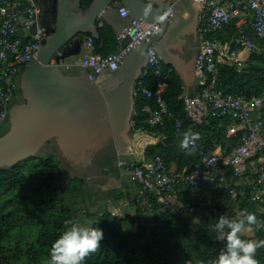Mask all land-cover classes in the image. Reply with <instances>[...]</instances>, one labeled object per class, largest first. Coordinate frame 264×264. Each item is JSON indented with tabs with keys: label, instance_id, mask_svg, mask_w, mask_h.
Here are the masks:
<instances>
[{
	"label": "trees",
	"instance_id": "16d2710c",
	"mask_svg": "<svg viewBox=\"0 0 264 264\" xmlns=\"http://www.w3.org/2000/svg\"><path fill=\"white\" fill-rule=\"evenodd\" d=\"M90 3L91 0H82L83 7ZM235 23L236 20L231 21L211 39L226 41L238 37L241 32L252 33L248 24L238 28ZM99 34L98 39L93 37L94 52L103 55L115 52L118 43L110 26H99ZM254 40L264 45V38L254 37ZM169 68L164 65L167 84L164 99L181 125L176 127L173 120H166L162 126H149L146 108L155 109L157 103L154 97H147L140 90L135 95L132 133L146 130L164 135L163 140L146 148L145 157L157 155L169 169L175 164L177 172L188 173L199 164L195 154L179 148L185 130L198 132L197 141L207 152L219 145L224 149V139L232 145L238 144L240 135L227 136L231 122L228 117L206 118L201 124L192 125L180 100L181 80L172 69L168 72ZM219 75L221 88L226 93L264 96V57L261 55L251 54L241 72L233 66L220 64ZM140 80L142 86L153 93L156 91L159 80L152 74ZM15 92L16 89L14 96ZM67 175L62 160H57L54 153L28 157L12 167L0 169V264H48L52 241L68 226L66 221L83 223L82 214L92 222L88 227H99L103 231L101 244L83 259L82 264H212L225 243V240L219 241L218 232L209 227L218 217L213 207L219 211L239 209L242 214L254 213L262 226H252L255 230L252 237L239 235L242 239L264 240V210L252 201L250 184L234 183L238 189L234 197L215 183L198 188L184 187L179 191L178 200L183 195V201L177 208L164 207L156 196L150 195V208L143 205L152 212L153 225L148 231L131 215L113 216L108 210L102 214L81 211L87 200L85 183L76 174ZM139 209L141 211L142 206ZM194 220L196 225L192 232ZM255 257L258 264H264V246L256 250Z\"/></svg>",
	"mask_w": 264,
	"mask_h": 264
},
{
	"label": "built area",
	"instance_id": "2783aa9c",
	"mask_svg": "<svg viewBox=\"0 0 264 264\" xmlns=\"http://www.w3.org/2000/svg\"><path fill=\"white\" fill-rule=\"evenodd\" d=\"M193 1L198 5L199 14V49L195 59L198 90L196 93H181L184 113L192 125L201 124L206 118H230L227 136L238 134L240 142L231 144L227 154H224L221 145L212 152H207L196 141L191 146L193 151L190 154L197 156L199 166L188 173L169 169L157 155L150 160L141 155L140 165H136L138 160H119L118 166L139 185L142 204L147 208L151 206L150 195L156 196L160 205L168 207L178 201L181 188H198L206 183L218 184L234 197L237 194L234 183L237 184L243 176L249 174L251 199L264 210V96L226 93L221 88L219 75L220 64L233 66L241 72L251 54L264 57V45H259L254 40V37L264 38V0ZM176 12L177 8L171 4L161 19L171 21ZM119 13L122 17L128 15L124 7H120ZM246 15L250 17L248 20ZM41 17L37 0H0V126L5 125L14 101L18 75L36 60L46 37ZM234 18L237 19L236 27L240 28L247 22L252 33L241 32L238 37L226 41L209 38L212 33L224 29ZM159 31L158 22L147 23L132 19L131 24L116 35L119 43L128 40L125 46L106 55L88 53L78 65L87 71L90 80L96 82L105 69H117L138 44L150 41ZM93 42V37L87 36L84 45L93 50ZM51 63L66 72L72 67L61 58ZM164 65L156 49L150 46L147 50L146 67L135 83L134 94L141 90L147 97H154L156 100L155 109L146 108L149 113V126H162L166 120H173L175 126L179 127L180 120L175 117L164 99L167 86ZM170 71L171 69L168 70ZM146 74H152L159 80L154 93L140 83V79ZM145 132L138 130L134 136ZM212 211L218 216L224 214L231 219H238L242 215L239 209L230 212L227 209L219 211L213 207ZM110 212L113 216L122 215L117 209H110ZM134 217L141 221L138 214ZM226 234L227 228L218 232V240L224 241Z\"/></svg>",
	"mask_w": 264,
	"mask_h": 264
},
{
	"label": "water",
	"instance_id": "95a60500",
	"mask_svg": "<svg viewBox=\"0 0 264 264\" xmlns=\"http://www.w3.org/2000/svg\"><path fill=\"white\" fill-rule=\"evenodd\" d=\"M172 2L180 4L188 17L177 11L171 21L161 19ZM53 4L56 15L49 20L52 0L45 1L47 17L42 24L46 37L36 60L19 76L21 100L11 104L5 131L0 134V169L40 155L50 141L57 143L60 159L75 168L87 166L109 145L114 146L118 160L131 162L134 87L146 67L147 50L152 46L163 63L173 64L172 38L186 22L193 24L197 10L192 0H91L87 7L82 0H54ZM116 4L126 9L127 17H119ZM100 19L116 32L132 19L158 22L160 31L138 44L117 69H105L96 82L85 69L71 74L51 63L68 57L71 47L76 46L78 52L85 36L98 39ZM224 143L227 154L231 143L227 139Z\"/></svg>",
	"mask_w": 264,
	"mask_h": 264
},
{
	"label": "crops",
	"instance_id": "0c3cea01",
	"mask_svg": "<svg viewBox=\"0 0 264 264\" xmlns=\"http://www.w3.org/2000/svg\"><path fill=\"white\" fill-rule=\"evenodd\" d=\"M172 4L175 5L177 11L180 12L183 15V17L185 18L188 17V12L180 4H178L177 2H172ZM116 5L122 7L121 4H116ZM192 5L197 10V19L193 21L192 25L189 24V22H186L183 25L184 29L174 34L172 38V43L170 44L171 46L170 53L172 54L171 61L173 60V64L170 63V65H167L164 63L165 65L170 66L169 69L175 71V73L179 76L182 83V92H187V93H196L198 90L197 79L195 75V59L199 49V36H198L199 14H198V5L193 0H192ZM119 17L123 18L120 15V13H119ZM245 18L246 20H248L250 17L246 15ZM233 20H237V19L234 18ZM98 24L99 26L102 25L110 26V28L114 31L115 35H117V32L114 30V27L111 24L104 22L102 19H100ZM246 24L248 23L245 22L242 24V26ZM214 34L215 33H212L209 36V38H211V36ZM86 38L87 36L84 37L83 44L78 52H76L77 51L76 46H74L73 48L72 47L69 48V56H68L69 59H67L66 57L65 61L69 62V64L72 65L69 71V73L71 74L79 73L80 70L82 69L78 65L79 62L88 53L94 52V49L90 50L84 45ZM117 43L118 45L116 50L122 47V42L119 43L117 41ZM146 132L143 133L142 135H137L134 139L132 138V143H131L132 145L130 148L131 152L133 153L132 157L133 159H136L138 161H141V155H144V159L150 160L152 156L149 158L145 157L146 148L149 145H154L158 143L160 140H163L165 137L160 133L149 134L148 131ZM133 142L134 145H136L137 151L134 149ZM48 145L50 146V148H54L56 150L58 149V145L55 141H50ZM93 164L94 162L93 160H91V162L87 166H83L81 168L77 167L79 170H81L82 173L80 175L79 174L76 175L82 177L87 192L86 194L87 200L83 203L85 211L90 210L88 208L89 201H90V205L97 207V205H99L98 201H100V199L103 197L106 199V205H109L110 209H117L122 213V215L134 216L135 214H138L141 217L142 224L145 225L144 223L145 213L146 212L150 213L152 217V212L149 209H145L143 207L141 196L139 194V185L135 181H133L129 176V174L123 171V168L119 167L118 164L116 168H111V165L109 163L103 162L102 164H99L92 169ZM171 169L176 170V165L172 164ZM182 197L178 201H174L171 207L177 208L179 205H181V201H183ZM141 206H142V210L140 211L139 208ZM105 210H108V206L104 208V210H100L99 212H101L102 214ZM96 211L98 210L96 209L91 210L92 213ZM195 223L196 220H194V223L192 225V232L195 231V225H196ZM240 233L252 237L255 234V230L252 227L250 229L243 228Z\"/></svg>",
	"mask_w": 264,
	"mask_h": 264
},
{
	"label": "clouds",
	"instance_id": "9594fccd",
	"mask_svg": "<svg viewBox=\"0 0 264 264\" xmlns=\"http://www.w3.org/2000/svg\"><path fill=\"white\" fill-rule=\"evenodd\" d=\"M181 135L179 148L191 153V146L199 139V133L189 129ZM65 223L68 226L51 243L48 264H82L83 259L95 252L101 244L103 231L99 227L86 228L75 221ZM253 225L257 228L262 226L252 212L243 213L238 219L228 218L224 214L216 217L215 223L209 227L216 232H223L227 228V234L223 248L212 264H258L255 253L259 247L264 246V240L242 239L239 235L243 228L250 229Z\"/></svg>",
	"mask_w": 264,
	"mask_h": 264
},
{
	"label": "rangeland",
	"instance_id": "374dc122",
	"mask_svg": "<svg viewBox=\"0 0 264 264\" xmlns=\"http://www.w3.org/2000/svg\"><path fill=\"white\" fill-rule=\"evenodd\" d=\"M67 59H69V57H67ZM20 75V74H19ZM18 75V76H19ZM19 87H20V85H19V80H17V82H16V84H15V88H16V92H15V96H14V101H16V100H18L19 99V96H20V91H19ZM5 131V126H3V125H1L0 126V134L1 133H3ZM49 153H54V156H55V158L58 160L60 157V155H59V153H58V151L56 150V149H54V148H50V146H46V147H44V148H42V150H41V152H40V154H42V155H47V154H49ZM94 162V161H93ZM62 164H63V167L65 168V170H66V176H68L67 175V173L68 174H71L72 173V175H74V174H81L82 172H81V170H79L77 167L75 168V167H72L70 164L68 165V164H65L64 163V161H62ZM250 175L248 174V175H245V176H243L242 177V179H240V181L237 183L238 185H240V186H243V184H246V185H248V182L251 180L250 178ZM245 188V187H244ZM244 188H242L241 189V192L244 190ZM237 192H238V189H237ZM82 202L83 201H81V204H82ZM98 203H99V205H97V207L96 206H92V205H90V201L88 202V208L90 209V210H86V213L87 212H90V213H92L91 212V210H94V209H96V210H98V211H100V210H104V208H106L107 206H108V211H110V207H109V205H106V199L105 198H101L100 199V201H98ZM81 204H80V207H81ZM83 205V204H82ZM106 206V207H105ZM87 208V209H88ZM82 210H85V209H81V211ZM82 214V213H81ZM78 215V214H77ZM81 217L83 218V223H81V225L82 226H84V227H88V225L90 224V223H92L90 220H88V219H86V216L84 215V214H82L81 215ZM144 223H145V226L147 227V229H148V231H151V228H152V225H153V221H152V217H151V214L150 213H145V215H144Z\"/></svg>",
	"mask_w": 264,
	"mask_h": 264
},
{
	"label": "flooded vegetation",
	"instance_id": "af4514ba",
	"mask_svg": "<svg viewBox=\"0 0 264 264\" xmlns=\"http://www.w3.org/2000/svg\"><path fill=\"white\" fill-rule=\"evenodd\" d=\"M45 1L46 0H37V3L39 4L41 8L42 20H45V18L47 17L45 14ZM53 2L54 0H52L51 10H50L51 13L49 15V20L50 18L51 20H53L56 15V7L54 6ZM20 100H21V96H19V99L16 101H20ZM93 161H94V164L92 165V169L95 168L97 165L102 164L103 162L109 163L111 165V168H116L118 159L116 158L114 146L109 145L108 147L97 152L93 157Z\"/></svg>",
	"mask_w": 264,
	"mask_h": 264
},
{
	"label": "bare ground",
	"instance_id": "6f19581e",
	"mask_svg": "<svg viewBox=\"0 0 264 264\" xmlns=\"http://www.w3.org/2000/svg\"><path fill=\"white\" fill-rule=\"evenodd\" d=\"M133 146H134V142H133Z\"/></svg>",
	"mask_w": 264,
	"mask_h": 264
}]
</instances>
